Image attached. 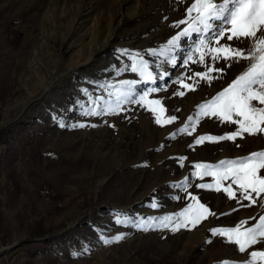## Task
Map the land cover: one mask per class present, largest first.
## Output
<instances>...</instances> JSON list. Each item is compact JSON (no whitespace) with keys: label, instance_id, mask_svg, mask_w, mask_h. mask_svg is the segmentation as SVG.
I'll return each instance as SVG.
<instances>
[{"label":"rangeland","instance_id":"obj_1","mask_svg":"<svg viewBox=\"0 0 264 264\" xmlns=\"http://www.w3.org/2000/svg\"><path fill=\"white\" fill-rule=\"evenodd\" d=\"M191 3L0 0V264H220L243 262L249 252L264 250L261 241L242 253L210 231L242 220L252 226L250 218L264 214L260 203L248 207L239 192L233 199L222 190L197 188L213 178L190 175L195 163L264 149V134L194 145L198 136L236 130L234 124L204 117L192 135H169L249 64L218 61L215 66L224 71L212 73L217 78L209 83L186 79L205 71L206 64L185 66L184 53L176 66L148 54L180 30L173 25ZM190 43L185 40L182 46ZM251 44L246 40L234 46L248 49ZM121 50L142 54L154 73H169L136 88L141 94L160 88L148 98L162 101V119L177 116L176 121L157 124L155 115L138 103H126L112 115L82 114L89 94L107 99L113 90L101 84L139 79L131 71L118 74L131 64ZM179 78L199 83L188 91L176 82ZM178 91L185 95H175ZM77 124L84 127L72 126ZM180 157L186 158L182 164ZM185 177L187 191L178 186ZM41 188L48 189L46 198L39 197ZM188 192L214 213L194 229L145 231L116 223L118 212L145 220L180 212L192 203ZM120 233L125 235L119 241L102 238Z\"/></svg>","mask_w":264,"mask_h":264},{"label":"snow or ice","instance_id":"obj_2","mask_svg":"<svg viewBox=\"0 0 264 264\" xmlns=\"http://www.w3.org/2000/svg\"><path fill=\"white\" fill-rule=\"evenodd\" d=\"M181 25H184L181 28ZM173 27L180 29L167 42L158 49H150L148 54L159 56L164 63L177 65L178 56L183 55L184 65L206 64L205 71L194 72L186 77L191 80L198 77L199 80L211 82L217 78L212 73H222L223 68L215 66L218 61H249L248 66L235 77L226 87L219 91L210 100L197 105L194 115H190L183 126L170 133L171 138L177 134L192 135L200 120L204 117H216L221 122L236 125V130L222 136L202 135L198 136L194 145H200L205 141L219 142L223 140L236 141L244 139L245 134L256 136L264 134V0H192L186 9L183 19L177 21ZM185 40L191 43L183 47ZM227 41L222 43V41ZM251 40L248 49L234 46V43ZM131 64L121 68V71H131L139 76V79L122 80L118 85L108 83L100 85L102 88L113 89L108 92V98L92 97L89 94L87 106H83V115H112L119 113L122 105L126 103H138L148 108L156 117L157 124H170L178 119L177 116H168L162 119L165 112L160 99H149V93L159 92L158 87L148 88L147 91H137L136 86L141 83L154 82L157 78L163 79L169 73L164 71L154 73L150 69L149 61L140 53H128ZM208 60L210 64L206 63ZM230 66V65H229ZM177 83L182 89L195 90V83L185 82V78H179ZM85 92L87 90H84ZM175 95L183 96L184 91H178ZM65 126L61 122V127ZM84 127L83 124L72 125ZM193 145H190L192 147ZM185 157H180L181 164ZM194 171L191 177L203 179L212 177V183L197 184V188H206L215 191H224L229 198H236L239 192V200L248 201V207L260 203L264 208V149L253 151L245 156L233 159H223L217 163L199 162L193 165ZM189 177H185L179 187L187 191ZM230 181L225 186L224 182ZM233 185L236 188H233ZM192 201L180 212L148 219L133 218L126 212H118L116 223L131 225L141 230L169 229L172 233H178L181 229H194L208 216L214 215L210 209L200 202L197 196L187 193ZM239 202V201H238ZM158 205L154 202L152 207ZM250 227H245L247 220L240 221L235 227L210 229L213 235H221L229 243L238 246L240 252H245L251 246L264 241V214ZM124 233L111 238H104L105 243L123 239ZM220 264H264V250L249 252V259L243 262L225 260Z\"/></svg>","mask_w":264,"mask_h":264},{"label":"bare ground","instance_id":"obj_3","mask_svg":"<svg viewBox=\"0 0 264 264\" xmlns=\"http://www.w3.org/2000/svg\"><path fill=\"white\" fill-rule=\"evenodd\" d=\"M43 191H46L47 194L49 193L48 189H46V188H41L40 189L41 194H43Z\"/></svg>","mask_w":264,"mask_h":264},{"label":"built area","instance_id":"obj_4","mask_svg":"<svg viewBox=\"0 0 264 264\" xmlns=\"http://www.w3.org/2000/svg\"><path fill=\"white\" fill-rule=\"evenodd\" d=\"M40 198H46V191H43V196H39Z\"/></svg>","mask_w":264,"mask_h":264}]
</instances>
